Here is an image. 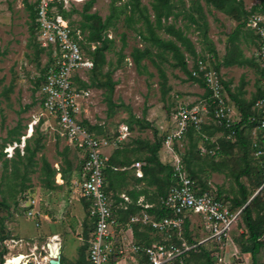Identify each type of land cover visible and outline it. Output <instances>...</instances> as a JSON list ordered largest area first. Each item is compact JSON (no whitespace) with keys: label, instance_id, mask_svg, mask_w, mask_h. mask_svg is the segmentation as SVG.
I'll return each mask as SVG.
<instances>
[{"label":"rangeland","instance_id":"rangeland-1","mask_svg":"<svg viewBox=\"0 0 264 264\" xmlns=\"http://www.w3.org/2000/svg\"><path fill=\"white\" fill-rule=\"evenodd\" d=\"M35 1L27 0L28 3ZM86 1L68 3L65 6V11L69 15L65 18L62 17L72 30L79 33L80 41L82 40L84 44L82 50L89 57V52L91 53L97 44L88 43L86 41L88 30H81L80 28L83 21L80 12ZM128 1L95 0L88 11V13H96L102 20H105L112 13L111 7L114 6L117 14L116 17L112 18L113 27L106 31V37L110 42L104 52L105 63L100 68L101 75H98L99 79H103V75L110 73L111 80L115 82L111 97L115 106L109 109L104 89L96 87V83L91 81L92 73L80 72L87 81L85 83H94V86L89 87L92 95L85 106L88 124L100 127L101 136L106 137L114 136L121 125L130 127L128 128V136L123 142L124 147L128 149L140 147V150L132 155V159L146 155L143 150L144 143H153L154 131H156V139H163L158 152L159 161L163 164L170 165L173 162L174 153L179 158L182 155L189 159L194 158L198 156L197 149L199 153L211 156L215 147L207 150L204 142L215 141L221 137V133L216 129L210 138L204 133L200 141H197L195 137L196 148L194 149H190L189 138L186 136L180 140L175 139L174 142L172 141V145L169 144L170 147L173 146L174 153L164 143L167 133L172 130L170 114L179 105L191 106L203 103L204 88L188 81L187 75L179 67H175L176 60L172 57L171 52H163L150 41L142 40L138 31L147 35L148 30L137 11H134L132 15L138 22L127 25L125 19L130 15V6H125V4ZM242 1L247 11L255 5L261 8V2H264V0ZM153 2L154 0H140L139 7L145 14L149 15V20L159 38L175 41L180 46L189 71L193 69V57L181 45L180 41H176L174 36L166 31L165 26L178 29L190 41L194 50L205 57V60L207 56L210 57L207 54V46L211 44L216 51V58L210 57L208 61L206 60V66L209 68L214 69L213 64L215 62H221L225 57L237 55V51L241 52L239 59H251L253 61V44L247 40L245 31L239 33L234 42H230V35L237 22L207 5L204 0H171L172 11L178 15L168 17L166 21H163L165 26L160 29L154 27V14L151 6ZM25 4L23 0H0V152L4 154V156H0V199L5 198L9 204L8 212L4 210L0 212V217H6L4 229L8 234L6 240L0 243V250H5L2 257L3 264L7 260L6 264H8L9 259L20 254L27 256L29 264L36 261L41 262L44 253H38H40L41 247L49 242L55 234L57 238L59 237L61 258L64 264H74L79 256L80 247L85 245L82 236L83 227L81 226L85 219V209L76 200V196H69L66 186H63L64 182L59 181L60 178L57 173L54 177V183L60 187L53 190L44 188L42 168L43 161H46L51 169L60 171L66 168V159L71 164V168L74 169L78 156L66 139L60 135L56 124L41 106V94L34 83L40 75L41 69L48 67L49 64L46 53L40 49L37 43L38 40L36 39V45L34 39L31 38L29 13ZM197 7L199 8L197 9ZM188 14L193 16L195 22L190 20ZM35 34L37 35V33ZM144 48H148L151 54L142 58L140 67L137 68L132 62L131 53L133 49L143 50ZM252 63L241 66L235 64L229 67L221 66L218 71L221 79L228 86L229 91L226 92L225 90V95L232 110L231 113L234 115V120L237 122L241 119V115L231 94L246 104L256 97L259 87L263 89L259 80L260 75L254 67L256 63L255 61ZM161 71L164 79L161 78ZM135 119L142 121V124L148 123L149 128L140 127L134 122ZM206 122V125H216L210 119H207ZM30 123H34L31 132V135L33 133L34 135L30 139V145L33 147L34 140L39 137L43 147L30 162L23 159L22 163L17 164L18 176L12 169V162L5 163L6 159L14 157L15 152L12 151L11 157L8 158L4 153V148L7 145H13L15 138L22 139L25 137V140L30 138L31 135L28 131ZM35 127H38L40 134L35 135ZM245 134L250 135L252 146L254 142H259L262 136L257 127L246 130ZM107 153L111 155L113 151L107 150ZM200 156L196 160L195 167V170L198 171V178L212 191L218 190L222 198H233L238 189L234 175L244 167L240 159L241 153L234 149L232 155L218 157L214 163L223 164L218 170L210 167L212 163L209 158H205L204 155ZM249 156L252 158L249 160L250 166L255 167L258 164L255 159H259V157L256 158L254 152L252 154L249 152ZM23 173L28 179L25 181L27 186L25 193L27 191L33 192L35 208L42 216L49 214L54 217V221H50L51 223L45 219H40V226L36 227L35 219L26 215L27 204L24 205L20 200L19 207L16 205L17 198L19 200L20 176ZM130 178V172H127L123 178V191L130 186ZM240 182L250 192L249 199H251L259 189L258 186L252 187L250 178L245 176L240 178ZM192 217L196 218L195 216ZM188 231L191 237L197 241L205 237L200 217L189 224ZM245 231L246 229L243 228L234 231L233 234L239 235ZM230 237L233 238L232 235ZM246 237L247 234L240 245L246 244ZM13 239L18 244L14 245ZM36 247L37 250L35 251L34 248ZM216 248L217 251L214 250ZM212 249L214 251L212 250L211 255L213 257L218 256L219 264H241L239 259H235L236 256L238 258L245 254V257H250L248 253H241L236 244L234 246L223 245L220 250L219 246L216 245ZM31 253H34V257H31ZM121 262L131 264L128 259H122ZM249 264H252V261L249 260Z\"/></svg>","mask_w":264,"mask_h":264},{"label":"built area","instance_id":"built-area-1","mask_svg":"<svg viewBox=\"0 0 264 264\" xmlns=\"http://www.w3.org/2000/svg\"><path fill=\"white\" fill-rule=\"evenodd\" d=\"M80 1L82 0H36L35 22L37 43L46 53L47 62L50 60L39 87L40 103L45 113L56 124L60 135L66 139L81 161L79 173L71 178L68 194L72 197L76 196L77 201L82 200L89 206L88 218L91 231L84 240L87 246V262L109 264L110 257L118 255V260L128 259L131 264H140L141 257L146 259L143 264H175L176 262L184 264L183 256L194 250L197 245L213 242L219 246V250L223 245L234 246L230 230L241 209L232 211L228 202L217 197V191L209 189L200 192L185 172L180 158L175 156L173 146L169 145L170 143L172 145L175 139H182L189 127L200 132L207 119L227 129L237 122L231 113L220 74L206 66V62L210 59L208 56L207 61L197 60V68L191 70L192 76L203 81L209 92L208 99H203V103L196 105H179L170 114L172 130L164 138V143L174 153L170 166L173 169L175 182L168 189L165 197L159 200V205L170 211L172 216L158 219L153 213L148 212L154 204L138 199L135 204L140 207V211L131 215L124 224L119 221L116 208L121 207L125 210L131 201L121 193L118 195L121 201L118 200L120 202L116 203L112 194L105 192L103 170L111 156L107 150L114 151L124 142L128 136V127L121 125L114 136L106 137L89 132L83 125L84 121L88 122L85 106L92 92L89 88L80 85V82H87L80 72H89L93 68V62L82 50L79 33L70 28L66 20L57 12V6L54 4L61 3L62 9L65 10L68 3ZM245 28L255 35L252 42V59L262 72L260 81L264 91V13L250 15ZM253 109L260 114L259 124L256 127L262 133L259 142H254L252 146L254 156L259 157L262 164V183L256 192L258 193L264 188V98L257 100ZM33 124L28 125L29 135ZM24 143L25 137H22L19 144L14 142L13 145H7L4 153L10 158L16 147L22 153ZM142 166L143 163L135 162L126 169L134 170V176L140 179L143 176ZM114 170L122 171L125 168H114ZM57 175L59 181L63 182L59 171ZM23 203L28 206L26 215L34 218L35 226L39 227L43 216L35 208L34 199ZM192 216L196 219L201 218L205 237L199 241L195 240L197 243L189 244L183 236V225L185 220L191 224ZM134 226H139L140 229L149 228L152 231V241L148 246L135 242L132 236ZM58 239L53 235L49 242L60 246ZM261 241L264 261V235ZM13 244L16 245L18 242L13 239ZM34 250L36 251L37 247ZM34 253H31V257H34ZM41 253H44L41 257L42 261L34 263L49 264L50 257L46 244L41 247L38 254ZM19 257H21L20 264L30 263L27 256L22 254L9 260ZM216 259L219 262L218 256ZM235 259H239L241 264H249V260L252 261L251 256L245 257V254L238 258L236 256Z\"/></svg>","mask_w":264,"mask_h":264},{"label":"trees","instance_id":"trees-1","mask_svg":"<svg viewBox=\"0 0 264 264\" xmlns=\"http://www.w3.org/2000/svg\"><path fill=\"white\" fill-rule=\"evenodd\" d=\"M26 4L25 7L29 13V19H30V34L31 38L34 39L35 44L36 43V1L34 3H28L27 0H23ZM205 3L211 7H213L215 10L223 13L225 16H228L229 18L234 19L237 22V25L234 29V31L230 35V42H234L237 39L238 34L246 33L247 40L254 42L255 35L252 33V31L247 30L245 28L247 19L250 15L254 13H264V2H261L262 7L259 8L258 6L251 7L248 11L244 8V4L242 0H204ZM95 0H87L80 12V15L82 17L81 22V30L87 29L88 30V36L86 38V41L88 43H95L97 44L95 49L89 54L90 58L93 62V68L89 71V73H92L91 81L96 83V87L104 89V94L106 95L107 105H109V109L115 106V103L112 102L111 97L113 94L115 82L111 80L110 73H106L103 75V79H99L98 75H101L100 68L105 63V57L104 52L108 48V43L110 42L106 37V31H108L109 28L113 27L112 18L116 17L117 14L115 13V7L112 6V13H110V16L107 17L105 20H102L96 13H88V11L91 9L92 5L94 4ZM57 6V12L63 16L64 18L67 17L69 14L66 13L65 10L62 9V4L55 2L54 3ZM140 0H129L125 6H130V15L126 17L127 25H130L131 23H137L138 20L135 19L132 15L134 11H137L140 15V17L143 19V22L145 23L147 27V35H143L141 31H138V33L142 36L143 41H150L151 44L156 46L158 49H161L163 52H171L172 57L175 58L176 63L175 67H179L186 75L187 80L198 84L199 86L204 88V93L202 95V100L208 99L209 92L206 90L205 85L203 81L200 78H196L191 75V71L187 69V63L185 61V57L180 49V46L175 43V41L172 40H164L157 36L155 33V30L153 28V25L151 24L149 20V15L145 14L139 7ZM152 11L154 14V27L155 28H163L165 25L163 21H166L168 17L171 15H174L175 17L178 15L177 13H173L172 11V4L171 0H154L152 3ZM199 7H197L198 9ZM74 11V10H72ZM190 17V20L192 22H195L193 19V16L188 14ZM205 23H203L204 25ZM206 25V24H205ZM166 31L174 36V39L181 42V45L187 50V52L193 57L194 63L192 65V68L196 69L197 60L204 61L205 57L203 55L198 54L192 45L190 44V41L183 36V34L177 29L175 30L172 26H165ZM81 47H84L83 41H80ZM42 50V49H41ZM207 54L210 55L211 58H216V51L214 47L209 44L207 46ZM150 51L148 48H144L143 50L139 49H133L131 53V59L134 65L139 68L140 62L142 58L148 57L150 55ZM241 56V52L237 51V55L231 56V57H225L221 62L217 61L213 64V68L215 71H219L220 67H229L232 65H244L246 63L253 64L251 59L247 60H241L239 59ZM50 60H48L47 63H49ZM255 69L257 70L258 74L261 75L262 72L260 71L258 65L255 64ZM47 70V67H44L40 71V75L35 81V86L39 89L40 84L43 80V75L45 74ZM161 78L164 79L163 72L161 71ZM260 80V79H259ZM81 86L83 88H89L90 86H94V83H82L80 82ZM221 83L223 85L224 90L229 91L227 84L221 80ZM164 89V88H163ZM166 92V91H165ZM164 92V93H165ZM235 104L237 106L238 111L240 112L241 119L233 124L230 128H225L221 125H203L200 132L195 131L193 128L189 127L187 129V132L185 134L186 137L189 138L190 143V149L196 148V140L200 141L202 138V134L204 133L209 138L213 135L214 129H216L218 132L221 133V137L216 139L215 141H206L204 142V145L206 146L207 150H211L215 147L213 154L211 156H208V154H201L199 153V150L197 149V155H204L205 158H209L211 164V168L218 170L220 166H223L222 163H214V160H217L218 157H222L224 155H232V152L234 149H237L239 153H241V161L243 162L244 167L242 170L237 172L234 175V181L237 184V193L233 198H222L221 193L217 190V197L219 199H222L229 203V207L232 211H236L238 209H241V212L236 220V222L232 225L230 230V235H232V241L234 244L238 246L241 253H248L251 256L252 264H264L263 257H262V246L263 242L261 241V238L264 235V188L260 190L258 193H256L252 199L250 200V192H248L245 185L240 182V178L242 176L250 178L251 186L258 188L261 186L262 183V164L259 159H255L258 164H256L255 167L250 166L249 160L252 158L249 156V152H254L252 147V141L250 138V135H246V130H251L254 127L258 126V121L260 119V114L253 109L254 103L264 98V91L259 87L257 91L256 97L248 102L244 103V101L238 99L237 97H234L232 94ZM190 106V105H189ZM135 123L139 124L140 127L149 128V124L145 123L142 124L140 120L135 119ZM83 125L87 128L89 132L95 133L96 135L101 136V130L98 126H90L88 122L84 121ZM130 128V127H128ZM37 133L40 134V131L38 130V127H35V135ZM34 133L31 135L30 138L25 140L24 147L21 151L18 147L14 148V157L12 156L10 159H6L5 163L8 161L12 162V169L14 170V173L19 176L18 172V166L17 164L22 163L23 159H26L28 162L32 160V158L36 155L38 151H40L43 147V145L40 142V138L37 137L36 140H34V146L32 147L30 145V139L33 137ZM154 141L153 143H144V152L146 153L143 157H136L132 159V155L138 152L140 150V147L135 148H127L124 147L123 142L119 144L118 148L113 151L109 158V162L107 163V166L103 170V176L105 181V192L112 194V196L115 198L116 203L120 202L121 200L118 198V195L121 194L124 181L123 178L125 177L127 172H130L128 167H130L135 162H141L143 163L142 166V172L143 176L140 179H136L138 183H143V189L141 191L135 192L133 189L124 190L127 197L131 198V202L127 204V209H122L121 207L116 208V214L120 222L124 223L128 220V218L140 211V207L136 206V201L138 200L139 195L145 196V202L154 204V207L148 210V212L153 213L156 218H164V217H171L172 214L170 211L164 209L159 205V200L163 197H165L168 189L173 185L175 182V179L173 178V169L168 164H163L159 161L158 158V152L161 148L163 139L159 138L156 139V131H154ZM164 138V137H163ZM20 143L19 138H15L13 143ZM138 143V142H137ZM250 150V151H249ZM0 156H4L2 152H0ZM193 156L194 158H187L182 155L180 158L184 170L187 173L188 177L191 179V181L194 182V185L197 186V188L202 191H207L209 188L207 185L201 181L198 178V171L195 170L196 167V160L200 157ZM253 156V155H252ZM227 157V156H226ZM208 160V159H207ZM193 161V162H192ZM66 168L61 169L59 173L61 174V178L64 182L63 186L69 187L70 181L73 175H77L80 171L81 167V161L78 159L77 164L74 167V169L71 168V164L69 161L65 159ZM216 166V167H215ZM114 168L121 169L125 168V170H114ZM12 170V173H13ZM44 172V179H42L44 185L43 187L48 190H53L55 188H59L60 186L56 185L54 183V177L57 173L55 169H51L50 165L43 161V168ZM19 171V170H18ZM251 175V176H250ZM253 177V178H252ZM4 179V178H3ZM28 179L25 176V173H23L20 176V182H19V200L17 198L16 205L19 207L20 200L22 202L29 201L33 198V192L27 191L25 188L27 186L25 185V181ZM13 197V196H12ZM120 200V201H118ZM250 200V201H249ZM249 201V202H248ZM248 202V203H247ZM85 209V219L83 223H81V226L83 227V234L84 240L87 238V235L91 231V225L90 220L88 218V204L81 200L80 202ZM9 204L7 203L5 198L0 199V212L6 211L8 212ZM6 217H0V243L8 237V234L5 232L4 227V220ZM189 222L185 220L183 225V236L186 239V241L189 244L197 243L194 238L191 237L188 231ZM246 229L245 233H240L239 235H234V231H239L241 229ZM151 233L152 231L149 228H143L140 229L139 226L133 227V236L134 240L138 244H143L145 246H148L152 239H151ZM247 234V237L245 239L246 244H241V241L243 238H245V235ZM213 246L216 247V245L213 242H208L206 244H200L197 245V247L194 250L189 251L186 255L183 256V263L184 264H218L216 257H213L211 255ZM86 244L84 246H81L79 249V256L74 264H89L86 260ZM217 251V248L214 249ZM213 250V251H214ZM5 253V250H0V264H3V255ZM119 259L118 255H112L109 260V264H115L116 261ZM146 259L144 257L140 258V264L145 263ZM59 264H64L62 258H60ZM175 264H178L177 262Z\"/></svg>","mask_w":264,"mask_h":264},{"label":"crops","instance_id":"crops-1","mask_svg":"<svg viewBox=\"0 0 264 264\" xmlns=\"http://www.w3.org/2000/svg\"><path fill=\"white\" fill-rule=\"evenodd\" d=\"M129 171H130V186H128V188H126V190H131V189H133V191H135V192H138V191H141L142 189H143V183H138L137 182V178L134 176V170H132V169H129ZM58 186H60V185H58ZM62 186V185H61ZM66 189H67V191H68V187H66ZM122 193H124V195H126L125 194V191H123L122 190ZM129 198V197H128ZM130 200H131V198H129ZM138 199L139 200H145L146 198H145V196L144 195H139V197H138ZM45 217H47V218H45ZM54 217H51L49 214H47L46 216H43V218L42 219H45L46 221H48L49 223H51L50 221H54V219H53ZM196 218H193V220H195ZM192 220V221H193ZM197 220V219H196ZM40 226V225H39ZM55 235V234H54ZM57 235V234H56ZM59 238V237H58ZM61 248V247H60ZM61 256H62V254H61V249H60V258H61ZM121 260L122 259H120V260H118L117 261V263L116 264H127V263H125V262H121Z\"/></svg>","mask_w":264,"mask_h":264},{"label":"water","instance_id":"water-1","mask_svg":"<svg viewBox=\"0 0 264 264\" xmlns=\"http://www.w3.org/2000/svg\"><path fill=\"white\" fill-rule=\"evenodd\" d=\"M46 247H47L48 255L50 257L49 264H59V261H60V246L52 249L50 242H47L46 243Z\"/></svg>","mask_w":264,"mask_h":264},{"label":"bare ground","instance_id":"bare-ground-1","mask_svg":"<svg viewBox=\"0 0 264 264\" xmlns=\"http://www.w3.org/2000/svg\"><path fill=\"white\" fill-rule=\"evenodd\" d=\"M51 244V248L54 249L56 247H58V245L54 244V243H50ZM21 263V257L19 258H14V260H10V262L8 264H20Z\"/></svg>","mask_w":264,"mask_h":264},{"label":"flooded vegetation","instance_id":"flooded-vegetation-1","mask_svg":"<svg viewBox=\"0 0 264 264\" xmlns=\"http://www.w3.org/2000/svg\"><path fill=\"white\" fill-rule=\"evenodd\" d=\"M48 252V251H47Z\"/></svg>","mask_w":264,"mask_h":264}]
</instances>
